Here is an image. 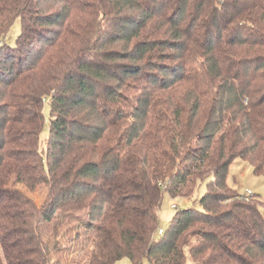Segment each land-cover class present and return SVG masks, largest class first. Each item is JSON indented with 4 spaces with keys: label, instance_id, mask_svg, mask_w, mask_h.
<instances>
[{
    "label": "trees",
    "instance_id": "trees-1",
    "mask_svg": "<svg viewBox=\"0 0 264 264\" xmlns=\"http://www.w3.org/2000/svg\"><path fill=\"white\" fill-rule=\"evenodd\" d=\"M237 159L264 177V0H0V172L48 186L0 212V264H264Z\"/></svg>",
    "mask_w": 264,
    "mask_h": 264
},
{
    "label": "rangeland",
    "instance_id": "rangeland-1",
    "mask_svg": "<svg viewBox=\"0 0 264 264\" xmlns=\"http://www.w3.org/2000/svg\"><path fill=\"white\" fill-rule=\"evenodd\" d=\"M20 33V21L16 20L9 33L5 37V42L13 46ZM45 125L41 133V145L45 146L49 135L50 106L48 103L44 107ZM228 182L231 187L240 194L248 191L257 195L264 202V177L257 176L253 172V167L248 162L237 159L230 168ZM207 190L206 182H200L195 194L190 198L172 199L167 193L163 195V201L159 211V230H166L171 219L177 210H183L196 206L200 209L197 200L201 198ZM48 196L47 185H35L28 180L18 165L8 162L4 170L0 172V212H18L25 215L33 214L44 203ZM177 208V209H176ZM44 234L47 230L44 229ZM74 233L70 235L74 238ZM69 242V241H68ZM115 264H131L128 259H122ZM143 264H148L144 261Z\"/></svg>",
    "mask_w": 264,
    "mask_h": 264
},
{
    "label": "built area",
    "instance_id": "built-area-1",
    "mask_svg": "<svg viewBox=\"0 0 264 264\" xmlns=\"http://www.w3.org/2000/svg\"><path fill=\"white\" fill-rule=\"evenodd\" d=\"M252 194H253V193H251V191H248V195H252ZM162 233H163V230L160 229V230L158 231V234L160 235V234H162Z\"/></svg>",
    "mask_w": 264,
    "mask_h": 264
}]
</instances>
